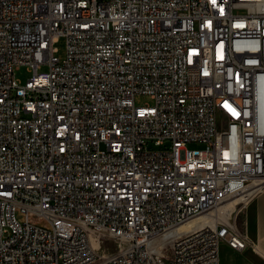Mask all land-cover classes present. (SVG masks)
Returning a JSON list of instances; mask_svg holds the SVG:
<instances>
[{
    "label": "built area",
    "instance_id": "built-area-1",
    "mask_svg": "<svg viewBox=\"0 0 264 264\" xmlns=\"http://www.w3.org/2000/svg\"><path fill=\"white\" fill-rule=\"evenodd\" d=\"M263 188L264 0H0V264H219Z\"/></svg>",
    "mask_w": 264,
    "mask_h": 264
},
{
    "label": "crops",
    "instance_id": "crops-1",
    "mask_svg": "<svg viewBox=\"0 0 264 264\" xmlns=\"http://www.w3.org/2000/svg\"><path fill=\"white\" fill-rule=\"evenodd\" d=\"M241 227L251 245L239 250L227 243L220 246L219 264H264V188L245 205Z\"/></svg>",
    "mask_w": 264,
    "mask_h": 264
},
{
    "label": "rangeland",
    "instance_id": "rangeland-1",
    "mask_svg": "<svg viewBox=\"0 0 264 264\" xmlns=\"http://www.w3.org/2000/svg\"><path fill=\"white\" fill-rule=\"evenodd\" d=\"M54 46L58 49V52L56 53V56L60 58H64L65 52H66V38L64 36H60ZM47 67L43 66L42 70H46ZM16 77L20 79V81L24 84L28 78L32 75V72L28 70L27 66H22L18 68L15 72ZM136 104L141 106H147V105H153V99L150 96L147 95H141L138 96L136 99ZM191 148H204L205 144L203 143H195L189 145ZM200 216H207V215H200ZM199 217V216H198ZM97 244H99L98 249L101 251V253L104 255L107 252L114 251L115 249L118 250L119 246L115 245V243L107 242L106 240L101 239L100 241H97Z\"/></svg>",
    "mask_w": 264,
    "mask_h": 264
},
{
    "label": "bare ground",
    "instance_id": "bare-ground-1",
    "mask_svg": "<svg viewBox=\"0 0 264 264\" xmlns=\"http://www.w3.org/2000/svg\"><path fill=\"white\" fill-rule=\"evenodd\" d=\"M234 202V201H233ZM233 202H227L222 206L223 211H229L232 207ZM212 220L208 216H199L193 218L192 220L188 221L187 223L180 226V230H187L192 227H199L205 223L211 222Z\"/></svg>",
    "mask_w": 264,
    "mask_h": 264
}]
</instances>
